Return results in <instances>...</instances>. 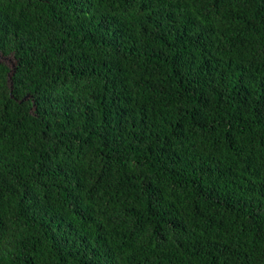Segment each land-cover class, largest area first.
Masks as SVG:
<instances>
[{
	"label": "trees",
	"instance_id": "16d2710c",
	"mask_svg": "<svg viewBox=\"0 0 264 264\" xmlns=\"http://www.w3.org/2000/svg\"><path fill=\"white\" fill-rule=\"evenodd\" d=\"M0 264H264V0H0Z\"/></svg>",
	"mask_w": 264,
	"mask_h": 264
}]
</instances>
